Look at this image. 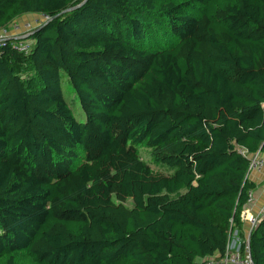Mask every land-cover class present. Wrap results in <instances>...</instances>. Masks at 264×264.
Instances as JSON below:
<instances>
[{
    "label": "trees",
    "instance_id": "trees-1",
    "mask_svg": "<svg viewBox=\"0 0 264 264\" xmlns=\"http://www.w3.org/2000/svg\"><path fill=\"white\" fill-rule=\"evenodd\" d=\"M24 16L48 19L0 49V263L222 256L264 150V0H0V30Z\"/></svg>",
    "mask_w": 264,
    "mask_h": 264
},
{
    "label": "built area",
    "instance_id": "built-area-1",
    "mask_svg": "<svg viewBox=\"0 0 264 264\" xmlns=\"http://www.w3.org/2000/svg\"><path fill=\"white\" fill-rule=\"evenodd\" d=\"M47 19V17H41L34 23H12L8 29L0 30V49L4 48L8 43L16 53L27 56L33 46V41L29 39L30 35L39 23L45 22ZM247 159L249 160L248 177L252 173H262L264 181V150L248 156ZM252 200L253 193L250 192L247 195L246 206L240 214V221H246L249 224V231L245 242H240L237 237L238 232L234 231L233 238L228 237V242L222 256L204 259L200 264H253L248 248V237L258 220L264 215V205L257 216H248L247 208L251 205Z\"/></svg>",
    "mask_w": 264,
    "mask_h": 264
},
{
    "label": "rangeland",
    "instance_id": "rangeland-1",
    "mask_svg": "<svg viewBox=\"0 0 264 264\" xmlns=\"http://www.w3.org/2000/svg\"><path fill=\"white\" fill-rule=\"evenodd\" d=\"M27 18H29V17H27ZM28 22L29 23H32V19L29 20ZM158 37H159L160 42H157L156 44H154L153 45V49L158 50V49H161L163 47H165V48L168 47V46H166L167 45L166 42H164V39L166 37H164V36L162 37V33ZM167 42H171V41L170 40H167ZM61 85H62L63 97H64L65 101L67 102L69 108L71 109V111H72L75 119L76 120H81V119L83 120V115H82V112L80 110L78 101L75 99L74 92L70 88V86L68 84V81H67V78L64 75H62V77H61ZM139 155H140V158L153 171L158 172V173L165 172L164 169H162L161 167H158V166H156L154 164L153 158H152L151 153H150L149 150L142 148V149L139 150ZM131 205H132L131 204V201H127L125 203V206H127L128 208H130ZM234 230H235V228L232 227V226H230V228L228 230V237L229 238L230 237L233 238V232H234ZM237 237H238V239H239L240 242H245V240H246L245 237H241L240 238L239 234H237ZM14 264H32V263L23 255V253H17V254L14 255Z\"/></svg>",
    "mask_w": 264,
    "mask_h": 264
},
{
    "label": "crops",
    "instance_id": "crops-1",
    "mask_svg": "<svg viewBox=\"0 0 264 264\" xmlns=\"http://www.w3.org/2000/svg\"><path fill=\"white\" fill-rule=\"evenodd\" d=\"M29 17V18H27ZM32 19V23L39 19L37 16H24L22 17L19 21H15L13 23H23V22H28L29 20ZM11 26V25H10ZM249 181L252 182L255 186L253 193V200L250 206H248V216H257L260 212V210L263 208L264 205V181H263V175L262 173H252V175L249 176ZM241 228L239 233L240 238L245 237L247 238L248 231H249V224L248 222L244 221L241 222ZM234 231L237 232L235 229Z\"/></svg>",
    "mask_w": 264,
    "mask_h": 264
}]
</instances>
